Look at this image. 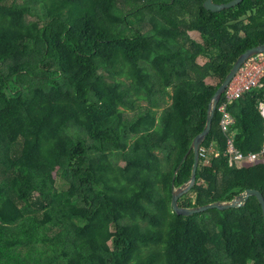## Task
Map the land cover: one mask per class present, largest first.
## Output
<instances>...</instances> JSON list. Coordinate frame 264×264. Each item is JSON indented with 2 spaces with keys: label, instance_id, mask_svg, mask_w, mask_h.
<instances>
[{
  "label": "trees",
  "instance_id": "16d2710c",
  "mask_svg": "<svg viewBox=\"0 0 264 264\" xmlns=\"http://www.w3.org/2000/svg\"><path fill=\"white\" fill-rule=\"evenodd\" d=\"M203 1L0 0V264H264L254 197L171 205L212 96L264 44V0ZM262 105L264 78L228 109L244 155L262 150ZM219 120L201 145L219 155L199 158L180 207L264 198V152L229 165Z\"/></svg>",
  "mask_w": 264,
  "mask_h": 264
},
{
  "label": "water",
  "instance_id": "95a60500",
  "mask_svg": "<svg viewBox=\"0 0 264 264\" xmlns=\"http://www.w3.org/2000/svg\"><path fill=\"white\" fill-rule=\"evenodd\" d=\"M243 1L244 0H232L228 3L216 4L213 2V0H204L202 6L205 10H208L210 12H219L225 9H230L232 7H235ZM261 53H264V44L250 48L246 50L244 53H242L241 56L236 59L230 71L228 72V74L223 79V81L217 88L216 92L212 96L208 104L204 127L201 130V132L198 133L193 138L189 146L188 151H192V154H193V163L191 166L190 177L187 180V182H185L183 185L177 188L173 187L171 191V199H170L171 205H172L173 211L177 215L191 216L193 214L202 213V212L212 210V209L224 211L228 209L240 208L245 205L248 198L254 197L257 200L258 204L260 205L262 217L264 220V198L259 191L254 190V189L243 190L241 193L234 196L230 201L214 202V203H210V204H206V205L198 206V207H192V208H183L178 205V199L184 194L188 193L189 190L195 184L196 169L199 163L198 150L211 129V123H212L214 112L216 111V107L219 101L221 100L228 84L234 78V76L237 74L240 68L244 66L246 61H248L252 57L258 54H261Z\"/></svg>",
  "mask_w": 264,
  "mask_h": 264
},
{
  "label": "built area",
  "instance_id": "2783aa9c",
  "mask_svg": "<svg viewBox=\"0 0 264 264\" xmlns=\"http://www.w3.org/2000/svg\"><path fill=\"white\" fill-rule=\"evenodd\" d=\"M264 78V53L258 54L244 64L228 84L220 104L217 105V112L220 114L218 128L226 136L225 151L223 155L227 158L229 165L243 164L245 166L252 165L255 160L264 152V144L260 153L257 154H242L233 144V139L228 132L229 126L232 123V118L228 109L237 101L243 99L244 95L251 90L261 87V80ZM261 116L264 119V105L259 109ZM229 134V135H227ZM217 157L218 152L214 151L211 146L208 148L199 147L198 156L208 163V156Z\"/></svg>",
  "mask_w": 264,
  "mask_h": 264
},
{
  "label": "rangeland",
  "instance_id": "374dc122",
  "mask_svg": "<svg viewBox=\"0 0 264 264\" xmlns=\"http://www.w3.org/2000/svg\"><path fill=\"white\" fill-rule=\"evenodd\" d=\"M188 37L190 40L196 42V43H200L199 41V37L196 33H187ZM195 63L199 66V67H202L204 64H205V60L201 59V58H198ZM205 84L206 85H209V86H215L217 84V81L214 80V79H206L205 80ZM220 102V101H219ZM219 104V103H218ZM143 105H145L143 103ZM217 108V107H216ZM260 115H261V112H260Z\"/></svg>",
  "mask_w": 264,
  "mask_h": 264
}]
</instances>
